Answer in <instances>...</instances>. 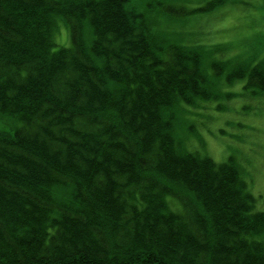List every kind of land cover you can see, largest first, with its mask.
<instances>
[{
    "label": "trees",
    "instance_id": "trees-1",
    "mask_svg": "<svg viewBox=\"0 0 264 264\" xmlns=\"http://www.w3.org/2000/svg\"><path fill=\"white\" fill-rule=\"evenodd\" d=\"M233 1L0 0V264H264L240 165L186 146L223 85L264 95V51L157 26Z\"/></svg>",
    "mask_w": 264,
    "mask_h": 264
},
{
    "label": "rangeland",
    "instance_id": "rangeland-1",
    "mask_svg": "<svg viewBox=\"0 0 264 264\" xmlns=\"http://www.w3.org/2000/svg\"><path fill=\"white\" fill-rule=\"evenodd\" d=\"M205 0H154L156 7L172 12L201 6ZM158 3H160L158 5ZM205 14L186 13L180 20L161 18L157 22L164 32L178 34L183 43H200L209 48L213 43L225 45L226 55L240 51H264V7L262 0H236ZM190 14V15H189ZM61 27L55 40L58 46H69L70 39ZM225 52V51H221ZM234 95L225 103V111L214 110L211 104L202 115H189L197 126V138L186 146L201 155L222 162L234 156L255 197L256 209L264 211V95L252 94L244 81L223 85ZM199 130V131H198Z\"/></svg>",
    "mask_w": 264,
    "mask_h": 264
},
{
    "label": "bare ground",
    "instance_id": "bare-ground-1",
    "mask_svg": "<svg viewBox=\"0 0 264 264\" xmlns=\"http://www.w3.org/2000/svg\"><path fill=\"white\" fill-rule=\"evenodd\" d=\"M126 4H127L126 6H129V3H126ZM201 88H202V90H206V87L204 85Z\"/></svg>",
    "mask_w": 264,
    "mask_h": 264
}]
</instances>
